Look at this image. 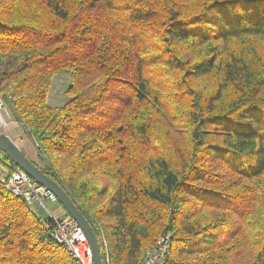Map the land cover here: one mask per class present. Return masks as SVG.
Segmentation results:
<instances>
[{"label": "trees", "instance_id": "16d2710c", "mask_svg": "<svg viewBox=\"0 0 264 264\" xmlns=\"http://www.w3.org/2000/svg\"><path fill=\"white\" fill-rule=\"evenodd\" d=\"M0 98L111 264H264V0H0ZM36 215L0 179V264H82Z\"/></svg>", "mask_w": 264, "mask_h": 264}, {"label": "built area", "instance_id": "2783aa9c", "mask_svg": "<svg viewBox=\"0 0 264 264\" xmlns=\"http://www.w3.org/2000/svg\"><path fill=\"white\" fill-rule=\"evenodd\" d=\"M3 109H5V104L0 101V112ZM3 182L7 190L22 197L29 206L38 204L46 210V224L50 230V236L55 242L66 247L70 254L74 255L82 264H93L92 252L80 225L70 216L58 218L46 207V201H57V198L47 188L19 169L7 175ZM99 234L103 264H111L109 243L102 231ZM170 236L167 233L158 237L155 245L145 251L144 258L138 264H166L171 242Z\"/></svg>", "mask_w": 264, "mask_h": 264}, {"label": "water", "instance_id": "95a60500", "mask_svg": "<svg viewBox=\"0 0 264 264\" xmlns=\"http://www.w3.org/2000/svg\"><path fill=\"white\" fill-rule=\"evenodd\" d=\"M6 126L7 123L3 120V116L0 112V151L7 155L20 170L30 175L33 180L47 188V190L57 198V201L63 206L69 216L82 228L92 252L93 264H103L98 236L93 227H91L92 225L87 217L68 192L64 188H61L57 182L52 180L39 166L32 162V160L23 153L16 142L5 133Z\"/></svg>", "mask_w": 264, "mask_h": 264}, {"label": "rangeland", "instance_id": "374dc122", "mask_svg": "<svg viewBox=\"0 0 264 264\" xmlns=\"http://www.w3.org/2000/svg\"><path fill=\"white\" fill-rule=\"evenodd\" d=\"M70 79H71L70 74L68 73H61V74L56 75V77H54L53 82H52V88L48 96V102L51 106L60 107L65 103V101L67 100L65 91L68 89V87L71 84ZM0 101H2L1 98H0ZM8 109L9 108L5 106V109L1 111L2 116L3 114L9 113ZM9 119L3 118L5 123H7V126L5 127V133L9 136H12L13 140L20 147V149L23 150L28 156L33 158L35 162H38L39 159L36 156V149L34 145L31 143L29 138L23 133V130L21 126L18 124V122L16 124L13 119L12 120H9ZM12 121L13 123H11ZM3 169L4 167L0 164V178H2L1 174L4 171ZM46 207L58 218L69 216V214L66 213L65 209L58 201H55V202L46 201ZM31 209L37 214L36 216H39L40 218L46 220L47 213L45 209H42L40 206H38V204L32 205ZM101 231L106 237V234L103 231V229H101Z\"/></svg>", "mask_w": 264, "mask_h": 264}, {"label": "crops", "instance_id": "0c3cea01", "mask_svg": "<svg viewBox=\"0 0 264 264\" xmlns=\"http://www.w3.org/2000/svg\"><path fill=\"white\" fill-rule=\"evenodd\" d=\"M8 111H9V113L8 114H3V118L5 119V118H10L9 120H14V117H13V115H12V113H11V111L8 109ZM14 122L17 124V122L14 120ZM11 123H13V121L11 122ZM11 138H12V136H10ZM13 139V138H12ZM36 156H37V152H36ZM30 157V156H29ZM31 158V157H30ZM32 160H33V158H31ZM4 171L2 172V174H1V177L2 178H0L2 181L4 180V178L8 175V172H7V170L4 168L3 169ZM5 173V174H4Z\"/></svg>", "mask_w": 264, "mask_h": 264}]
</instances>
